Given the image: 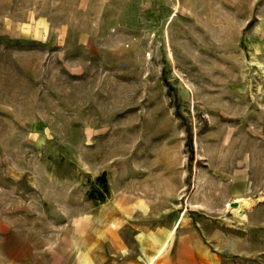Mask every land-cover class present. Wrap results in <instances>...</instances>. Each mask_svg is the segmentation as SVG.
Wrapping results in <instances>:
<instances>
[{
	"label": "rangeland",
	"instance_id": "374dc122",
	"mask_svg": "<svg viewBox=\"0 0 264 264\" xmlns=\"http://www.w3.org/2000/svg\"><path fill=\"white\" fill-rule=\"evenodd\" d=\"M186 225L264 264V0H0V264Z\"/></svg>",
	"mask_w": 264,
	"mask_h": 264
},
{
	"label": "crops",
	"instance_id": "0c3cea01",
	"mask_svg": "<svg viewBox=\"0 0 264 264\" xmlns=\"http://www.w3.org/2000/svg\"><path fill=\"white\" fill-rule=\"evenodd\" d=\"M177 227L174 228L173 232H177ZM179 231L181 232L178 238L175 241V244L172 249H174V254L171 257L167 256V248L170 245L169 236L167 238V232H163L159 234L158 239H150L148 238V242L146 238L136 239V244L138 247H141V255H145L143 257H136L134 260H129V251L124 253L123 248L125 246V242L121 240V245H119L120 253L123 258L122 261H127L129 264H149L155 256L157 258L153 261L155 262L158 259L164 258V264H216V259L210 254V252L206 249L204 244L201 241V238L198 236L196 231L192 230V227L189 225L180 227ZM113 235L114 232H111ZM147 242V245L144 244ZM166 254V256H164ZM133 258V257H132Z\"/></svg>",
	"mask_w": 264,
	"mask_h": 264
},
{
	"label": "bare ground",
	"instance_id": "6f19581e",
	"mask_svg": "<svg viewBox=\"0 0 264 264\" xmlns=\"http://www.w3.org/2000/svg\"><path fill=\"white\" fill-rule=\"evenodd\" d=\"M233 211H234V214L240 215L242 212V206H238L237 208H234Z\"/></svg>",
	"mask_w": 264,
	"mask_h": 264
}]
</instances>
